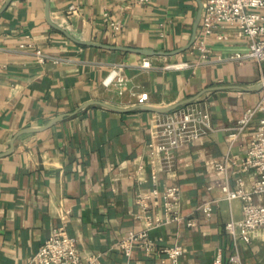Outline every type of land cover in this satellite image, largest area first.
Returning a JSON list of instances; mask_svg holds the SVG:
<instances>
[{"label": "crops", "instance_id": "crops-1", "mask_svg": "<svg viewBox=\"0 0 264 264\" xmlns=\"http://www.w3.org/2000/svg\"><path fill=\"white\" fill-rule=\"evenodd\" d=\"M50 1L53 21L72 36L120 49L74 43L48 24L45 0H2L0 153L9 149L19 131L45 125L92 101L129 108L146 93V105L168 107L197 98L192 104L211 113L216 131L180 149L156 183L160 189L180 188V213L197 225L171 223L150 231L149 237L158 251L181 245L180 264H213L218 254L222 264H236L231 262L235 255L241 264H264V229L250 244L234 241L225 227L242 219V201L223 200V176L212 170L228 152L226 129L264 93V87L252 90L262 83L254 61H216L243 51L248 40L237 28H228L223 41L209 42L213 61L200 62L189 45L204 0ZM71 6L77 10L71 12ZM37 50L51 58L38 62ZM54 58L64 61L55 63ZM143 59L154 68H142ZM182 62L192 66L164 69ZM119 66L127 81L123 95L103 82ZM167 114L118 113L93 105L47 131L19 137L13 153L0 158V264H28L52 230L62 225L64 211H69L66 229L77 239L83 259L102 253L100 264H126L115 246L121 237L144 228L135 216V198L155 187L148 145L156 142L157 125ZM262 116L231 150L237 157L229 170L232 188L238 178L246 189L254 182L255 173L242 172L239 166ZM205 201H213L211 217L197 211ZM151 210L162 212L160 204ZM132 264L169 263L161 252L147 255L137 248Z\"/></svg>", "mask_w": 264, "mask_h": 264}, {"label": "built area", "instance_id": "built-area-1", "mask_svg": "<svg viewBox=\"0 0 264 264\" xmlns=\"http://www.w3.org/2000/svg\"><path fill=\"white\" fill-rule=\"evenodd\" d=\"M145 2L148 0H139ZM2 0H0L1 6ZM200 26L192 50L198 53L200 62H212L210 40L223 41L228 28H237L241 35L248 40L246 49L238 51L227 58L217 57L216 61H254L261 73V82L264 83V0H204ZM71 12L77 9L69 8ZM115 29L118 25L112 24ZM34 55L38 62L44 63L51 57L37 50ZM55 63L64 60L54 58ZM191 63L182 62L169 64L164 67L168 70H181L191 67ZM141 67L154 68L148 59H143ZM104 85L117 88L118 94L123 95L127 81L123 73V66L114 67L104 79ZM138 104H146L148 95H139ZM262 114L255 130L250 135L245 147V154L240 163V171H253L255 178L249 189L245 188L244 181L236 180V187L229 183V170L237 164L236 156L231 152L236 141L243 135L257 116ZM157 140L150 143L151 153L150 175L155 184L149 192L138 194L135 203L139 211L136 218L143 221L144 228L130 232L121 237L115 248L120 250L126 259V264H132L135 249H142L147 255L161 252L167 257L169 264H180L184 255L181 245L165 247L158 251L149 233L154 229L171 223H185L187 227H195L194 219L180 213L181 190L178 186H157L158 174L169 170L173 166L175 154L185 146L195 144L203 137L216 131L212 122L211 113L199 104L181 107L167 114L157 125ZM228 138V152L219 161L213 163L212 170L223 176V200L242 201L243 217L240 221H231L226 224V230L232 235L236 243L250 244L256 233L264 229V93L261 100L253 107L248 108L237 123L226 129ZM258 200L259 202H256ZM161 205L162 212L152 211L151 208ZM197 211L206 217L213 213V201H205L197 207ZM69 211H64L60 217L62 225L53 229L50 237L39 247L28 264H100L102 253L94 254L83 259L80 256L77 239L70 236L65 225ZM231 262L241 264L237 255L231 257ZM213 264H222V257L218 254Z\"/></svg>", "mask_w": 264, "mask_h": 264}, {"label": "water", "instance_id": "water-1", "mask_svg": "<svg viewBox=\"0 0 264 264\" xmlns=\"http://www.w3.org/2000/svg\"><path fill=\"white\" fill-rule=\"evenodd\" d=\"M9 3H10V1L7 3V5ZM202 10H203V8H201V11L199 13L198 19L196 21V24H195V27H194V32H193V37H192V40H191V43H190L189 47H191L193 45V43L195 42V40H196L197 30H198L199 23H200L201 17H202ZM45 16H46V20H47L48 24L52 28H54L55 30L63 33L68 39H70L71 41H73L76 44L83 45V46H93V47L102 48V49H120V48H114V47H108V46H105V45H100V44L93 43V42L82 41V40H79V39L75 38L74 36H72L68 31H66L65 29L60 27L55 21H53V19L51 17V1L50 0H45ZM122 50L130 51V49H122ZM138 52L141 53V54H144V55H149L150 54L147 51H138ZM263 87H264V83H261L257 87L253 88L252 90L262 89ZM196 99L197 98L188 99V100L176 103V104L168 106V107H153V106L146 105V104H138V105H134L133 107H129V108H119V107H115V106H112V105H109V104H106V103L92 101V102H89V103H86V104L82 105L81 107H79V109H77L73 113L66 114V115H60V116L55 117L54 119L50 120L45 125H42L40 127L25 128V129L19 131L11 139L9 149L6 152H4V153H0V158L9 156V155H11L13 153V150H14V147H15V142L22 135L41 133V132L47 131L48 129H50L53 126H55L57 123L61 122L66 117L74 116L79 111H81V110H83V109H85V108H87L89 106L99 105V106H101V107H103V108H105L107 110L118 112V113H126V112L134 111V110H143V111H149V112H154V113H158V114H167V113H171V112L179 109L180 107H184V106H187V105H190V104L194 103L196 101Z\"/></svg>", "mask_w": 264, "mask_h": 264}]
</instances>
